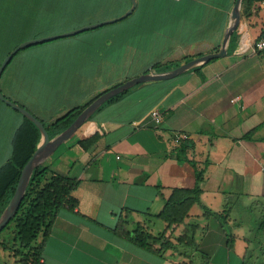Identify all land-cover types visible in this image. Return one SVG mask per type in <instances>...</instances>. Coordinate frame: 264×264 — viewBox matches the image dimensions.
Here are the masks:
<instances>
[{"label": "crops", "instance_id": "obj_1", "mask_svg": "<svg viewBox=\"0 0 264 264\" xmlns=\"http://www.w3.org/2000/svg\"><path fill=\"white\" fill-rule=\"evenodd\" d=\"M136 2L133 13L120 21L124 40L114 43L115 33L105 40L106 52L117 54L111 57L115 63L95 51L107 63L106 69L115 72L120 63L121 71L97 87L82 105L146 71L171 70L218 52L235 4V0ZM263 36L264 3L244 7L241 3L225 57L206 63L197 72L165 80L172 81L169 84L156 81L133 87L40 160L39 165L79 183L71 193L76 206L58 209L47 235L38 237L41 257L37 264H188L190 259L195 264L241 263L248 248L244 225L233 230L236 239L229 251L220 223L204 218L198 205L190 208L182 224L172 225L165 237L175 244L185 226L195 223L200 253H158V246L147 249L132 239L137 226L153 237L167 228L157 217L165 202L176 189H192L195 172L203 166L199 188L206 208L221 213L229 203L230 227L240 220L252 224L260 218L264 205V54L255 52L253 46ZM156 64L162 68L158 70ZM155 111L161 118L159 125L151 119ZM12 133L6 138V156L0 153V165L10 156ZM176 134L188 136V161H178ZM90 140L93 143L85 148L80 144ZM16 250L14 238L11 245L0 240V264H17Z\"/></svg>", "mask_w": 264, "mask_h": 264}, {"label": "trees", "instance_id": "obj_2", "mask_svg": "<svg viewBox=\"0 0 264 264\" xmlns=\"http://www.w3.org/2000/svg\"><path fill=\"white\" fill-rule=\"evenodd\" d=\"M242 3L244 7L253 3H264V0H243ZM130 6V0H0V64L22 42L61 34L89 25L91 24L90 19L95 14L101 16L100 21L117 18L123 15ZM233 35L234 29L229 46L233 40ZM204 65L187 73L197 72ZM154 67L158 68V64ZM145 73H148V71ZM171 82L165 81L168 84ZM130 90L111 98L96 113L122 99ZM99 96L100 94L84 105L69 109L68 112L60 117H58L60 115L59 112L45 111L46 109L43 107L45 102L37 98L33 107L35 110L41 111L40 113L44 112L47 114L44 118H40L24 105L17 102L14 103L40 120L48 136L52 137L68 128ZM7 115L11 118L8 130L9 132L13 131V133L10 142V156L0 165V215L12 198L24 167L33 155L35 146L40 139V132L31 121L0 101V117ZM92 143L93 140L80 142L84 148ZM190 148L191 143L187 141L179 142L178 161H188L185 153ZM192 165L194 164L192 163ZM204 167L206 166L196 170L195 186L192 189H176L170 199L165 202L162 212L157 216L167 223V228L163 232L153 237L141 226L136 227L134 230L135 237L132 240L137 245L147 249H154V247L158 246V249L155 250L158 253L172 251L184 256H187L188 252L200 253L199 245L195 239V233L198 229V225L195 223L185 226L181 235L176 238L175 244L165 237L166 231L172 225L182 224L190 208L193 205H198L204 218H212L220 223V227L226 237V248L229 251L233 250L236 238L231 233L228 225L229 203H226L221 213H214L201 203L199 183L204 175ZM78 183V180L59 174L50 167L42 165L35 167L17 212L4 228L5 230L10 225L14 227V242L17 250L13 252V255L19 259L17 264H37L41 257V246L36 244L38 237L47 235L58 209L64 206L71 208L76 206V201L72 198L71 193L76 189ZM236 225L239 226V224ZM251 225L254 226L253 231H251L250 239L246 240L248 248L240 264H254L257 259L253 260V257H258V255L262 258L264 257V243L258 236H255L259 235L261 237L264 234V205L262 206L260 218ZM251 245L252 248L250 249ZM4 249L7 250L5 247ZM202 256L206 257L204 254ZM204 263H207V261H204ZM188 264H195V262L190 259Z\"/></svg>", "mask_w": 264, "mask_h": 264}, {"label": "rangeland", "instance_id": "obj_3", "mask_svg": "<svg viewBox=\"0 0 264 264\" xmlns=\"http://www.w3.org/2000/svg\"><path fill=\"white\" fill-rule=\"evenodd\" d=\"M100 17L98 14L93 15L90 19L91 24L101 22ZM121 22L19 51L0 79L2 95L12 102L24 105L40 118L46 117L47 114L34 109L33 105L37 99L45 102L43 105L45 111L59 112L58 117L69 109L82 105L97 87L107 84L121 71L120 63L116 64L115 72L106 69L107 63L96 54L101 51L109 58L108 63H115L111 57H116L117 54L106 52L105 40L112 33L117 36L113 40L114 43H121L124 40ZM94 34L95 37L91 38ZM10 121L9 115L0 117V153L3 157L6 156L5 145ZM242 215L248 217L247 214ZM236 224L241 226H231V233L244 225L243 232L247 235L246 238L250 239L254 226L246 219ZM13 230V225L7 227L0 235V240L13 244ZM153 233L157 235L158 230H154ZM255 236L264 243V234L261 237ZM258 257H253V260L257 259L254 264H264V257L259 255Z\"/></svg>", "mask_w": 264, "mask_h": 264}, {"label": "water", "instance_id": "obj_4", "mask_svg": "<svg viewBox=\"0 0 264 264\" xmlns=\"http://www.w3.org/2000/svg\"><path fill=\"white\" fill-rule=\"evenodd\" d=\"M131 6L130 8L121 16L113 19L103 20L101 22L90 24L83 26L81 28L71 30L68 32H64L61 34L50 35L43 38L33 39L26 42L20 43L17 47H15L1 62L0 64V77L3 74L5 68L11 62L13 57L21 50H24L29 47L49 43L52 41H56L58 39L72 37L87 31L95 30L105 25L114 24L120 22L126 18H128L133 11L136 9L137 2L136 0H130ZM242 0H235L233 14L231 16L230 22L228 23L225 32L223 43L220 50L216 53L204 55L198 57L194 60H191L185 64L180 65L171 70L163 71V72H155L151 71L132 79H129L122 83L121 85L112 88L104 93H102L98 98H96L91 105H89L76 119L75 121L65 130L59 132L58 134L49 137L48 133L44 127V125L38 120L33 114H31L26 109L22 108L18 104L6 99L2 93L0 92V101L4 103L6 106L10 107L14 111L19 112L22 116L31 121L40 132V139L35 146V150L33 155L26 163L24 170L22 172L21 178L15 188L14 194L10 199L9 203L3 210L0 215V233L4 230V228L8 225L10 220L13 218L15 213L17 212L23 198L25 191L28 187L34 169L37 165H39L40 160L48 155L52 150L57 148L59 145L67 141L74 133L84 124L86 123L96 112L97 110L109 101L111 98L122 94L133 87L147 82H156V81H165L175 79L203 64H206L212 60L223 58L227 55L229 42L231 38V34L233 29H235L241 8Z\"/></svg>", "mask_w": 264, "mask_h": 264}, {"label": "built area", "instance_id": "obj_5", "mask_svg": "<svg viewBox=\"0 0 264 264\" xmlns=\"http://www.w3.org/2000/svg\"><path fill=\"white\" fill-rule=\"evenodd\" d=\"M253 47L255 52L264 54V36L256 40ZM233 101L234 100H232V102ZM151 119L155 125H159L161 122L160 115L156 111L151 114ZM175 141L178 143L183 141H188V136L186 134H176Z\"/></svg>", "mask_w": 264, "mask_h": 264}]
</instances>
